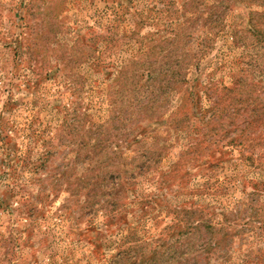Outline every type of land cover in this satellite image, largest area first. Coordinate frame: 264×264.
Wrapping results in <instances>:
<instances>
[{"label":"rangeland","instance_id":"obj_1","mask_svg":"<svg viewBox=\"0 0 264 264\" xmlns=\"http://www.w3.org/2000/svg\"><path fill=\"white\" fill-rule=\"evenodd\" d=\"M132 1L143 16L152 18V25L137 30L138 36L156 39L168 24L169 14L165 18L160 12L166 7L156 0ZM25 2L31 3L26 15L20 7ZM120 3L130 6L126 0H0V264H111L118 253L116 242L131 228L140 243L172 245L187 228L175 217L191 206L197 212L191 223L202 224L199 242L218 245L207 257L209 264H264V147L250 165L240 149L204 143L195 162L183 164L185 173L163 179L162 171L180 159L188 138L171 130L165 134L162 120L146 121L129 137L126 155L150 147L158 134L161 140H155L154 147L167 149L155 169L122 190L121 199L98 194L90 201L86 191L75 194L74 180L84 174L88 150L102 151L98 148L104 147V140L122 139L121 128H116L122 126V116L109 125L113 89L105 77L114 71L111 64L125 65L137 56L133 42L121 37L120 24L122 28L129 15L115 28L114 52L98 45V73L93 74L87 57L97 54L91 42L114 23L111 11ZM174 6L181 8V2L176 0ZM250 14L264 18V0L233 1L224 19L226 37L214 38L198 75L189 76L196 89L190 95L198 107L209 106L206 86L229 87L242 70L244 76H257L264 88V74L257 75L259 67L264 69V44L247 33L238 45L230 37L231 31L246 27ZM18 16L28 24L44 22L37 39L27 35ZM200 36V29H195L190 38L196 44ZM30 39L37 44V54L29 55ZM182 90L189 93V85ZM181 95L183 104L174 115L193 110L182 91L171 96L168 112L179 107ZM66 119L70 128L62 127ZM185 123L192 127L202 122L191 117ZM144 130L151 134L145 136ZM195 133L190 132L193 139L201 138ZM181 187L184 192L176 194ZM139 213H145L141 221L135 218Z\"/></svg>","mask_w":264,"mask_h":264},{"label":"trees","instance_id":"obj_2","mask_svg":"<svg viewBox=\"0 0 264 264\" xmlns=\"http://www.w3.org/2000/svg\"><path fill=\"white\" fill-rule=\"evenodd\" d=\"M126 1L130 6L120 3L116 9L111 11V16L113 15L116 19L107 30H103L104 34H99L102 38L100 36L93 38L96 41H92L91 46L94 48L93 52L96 51L97 54L87 56L91 59L89 66L93 74L98 73L97 69L101 67L98 62L101 58L98 45H103V51L114 52L117 48L113 38L117 32L115 28H117L118 21L124 19L125 15H129V18L123 20L122 28L120 24L121 37L128 42H133V46L137 47L135 50L137 56L125 65L124 63L111 64L114 71L110 76L105 77L111 79L113 89L109 125L113 127L114 118L122 116V126L116 127L121 128L122 139L109 142L104 140V147L98 148L102 151H97V148L88 150L85 158L86 167L83 169L84 174L82 173L74 180V182L77 181L75 194L86 191L90 201V197L98 194L117 198L122 190L129 189L138 176L155 169L157 160L162 158L163 151L167 149L154 147L155 140H161L157 137L158 134L151 138L150 147L142 148V150L137 148L133 151L136 153L135 156L126 155L129 153L126 151L130 150L129 137L138 131L142 122L146 121L151 123L162 120L166 126L165 134H170L171 130L176 136L182 133L188 138L186 149L180 153L181 161L179 159L175 162L169 171H162L166 173L161 174L163 179L166 176L168 178V174L175 177L178 171L185 173L183 164L189 166L194 163L204 143L216 146L222 144V146L240 149L242 159L254 165V154L259 148L264 147V88L263 83L256 80L257 76L251 72H249L251 76H244V70H242L229 87L210 83L203 92L205 100L209 102L206 109L198 107L197 101L193 102L195 99L190 95L196 92V89L190 84L189 76L193 73L198 75L200 61L211 50L214 38L220 35L226 37L227 25L224 19L235 0H178L181 2V8L176 9L173 8L176 0H156V4L166 7L160 12L165 14V18L167 14L170 17L166 19L168 24L162 26L163 28L158 33L159 36L154 40L138 36L137 32L145 26L152 25V18L143 16V11L135 6L132 0ZM240 1L257 4L259 0ZM30 4L25 2L23 6H20L24 15L29 14ZM18 17L27 35L31 36V39H37L44 22L33 25L28 24V19L24 16ZM245 26L240 32L239 30L230 32L235 45L243 43V33L253 36L257 43L264 44L263 17L254 18L250 14ZM195 29H200L201 32L196 44L193 43V38H190ZM160 33L164 34L160 35ZM31 39L28 51L29 55H34L37 44L32 43ZM192 45H195V49ZM249 67L252 68V65L249 64ZM124 69H127V73H124ZM258 69L257 75L261 77L264 69L261 67ZM186 84L190 87L189 93L187 90H182ZM182 91L191 99L194 108L188 113L174 115L183 104L182 95L178 108L168 112L167 107L170 105L171 96L178 95ZM191 117L196 118L197 121L201 120L202 123L192 127L187 126L185 121ZM70 125L69 120L66 119L62 127L70 128ZM126 125H129V128H126ZM196 128H198L197 131ZM190 132H196L195 134L200 135L201 138L193 139ZM143 133L146 134L145 136L151 134L145 130ZM189 138L195 141L194 144ZM163 139H166L165 136ZM95 140L96 144H101L99 138ZM110 146H116V148L111 150ZM127 160L129 162H126ZM101 166L104 168L100 169ZM128 167H131L132 171H129ZM37 169V166L32 168L35 171ZM131 172L134 173L130 174ZM164 182L167 183L166 179ZM180 192H184V187H181L176 194ZM103 203L109 206L107 200ZM84 208L89 209L87 206ZM164 208H166L165 204ZM196 214L194 206H191L184 210L182 216L176 215L175 220L185 223L187 228L181 237L168 246H161L156 240L150 243H140L134 238L132 234L134 231L131 228L126 236H120L116 242L118 253L113 257L111 264H200L202 260L209 264L207 257L214 251V246L218 247V245L199 242L197 235L200 234L202 224L200 222L191 223ZM144 216L145 213L142 215L139 213L135 218L141 221ZM209 227L214 234V228Z\"/></svg>","mask_w":264,"mask_h":264}]
</instances>
